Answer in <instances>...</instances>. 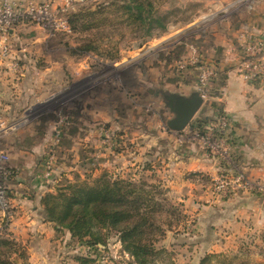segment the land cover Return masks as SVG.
Masks as SVG:
<instances>
[{
  "label": "rangeland",
  "instance_id": "1",
  "mask_svg": "<svg viewBox=\"0 0 264 264\" xmlns=\"http://www.w3.org/2000/svg\"><path fill=\"white\" fill-rule=\"evenodd\" d=\"M150 1L155 18L165 25L160 26L155 18L143 26L131 23L122 9L127 0H81L68 11L70 33H51L38 27L40 40L30 53L34 65L38 69L57 67L66 79L58 86L57 77L46 76L53 79V86L45 91L42 101L24 111L17 124L30 122L38 132L45 131L44 158L54 154L57 167L53 189L47 192L76 181L91 182L104 172L111 178L151 185L163 204L155 213L161 232L153 235L154 246L168 251L163 264H199L208 253L264 264V246L259 241L231 242L220 251L203 252L195 259V252L178 246L191 240L192 231L197 229L196 205L181 201L183 192H172L163 171L169 150L175 146L193 143L206 151L199 140L205 124L195 123L202 118L201 107L189 123L195 128L188 124L184 131H171L166 121L173 113L165 106L163 94L189 95L198 88L200 69L213 65L216 75L207 86V106L223 81L222 68H228L219 49L222 30L232 31L227 24L233 16L244 13L240 9L250 0L235 1L224 11L210 10L199 0ZM18 32L23 45L27 36L36 34L31 30ZM85 45L91 46L89 51L82 49ZM214 177L208 178L207 187L216 195ZM199 200V204L204 201ZM52 226L70 264H82L81 258L102 264L133 262L114 231L108 232L104 245L88 246L66 229H57L53 222ZM210 264L217 263L213 260Z\"/></svg>",
  "mask_w": 264,
  "mask_h": 264
},
{
  "label": "crops",
  "instance_id": "2",
  "mask_svg": "<svg viewBox=\"0 0 264 264\" xmlns=\"http://www.w3.org/2000/svg\"><path fill=\"white\" fill-rule=\"evenodd\" d=\"M199 1L210 10L224 11L238 0ZM246 5L240 9L244 13L233 16L227 24L232 26V31L222 30L219 49L228 68H222L223 81L217 85V94L207 106L203 101L202 118L198 117L195 123L207 124V120H214L219 111L227 114L229 142L240 167L249 178L264 181V82L248 83L236 71L241 55L239 31L248 27L264 37V0H250ZM27 30L36 34L27 36L24 39L27 44L23 45L18 31ZM39 34L36 25L17 28L11 38V61L16 62L17 68L12 70L8 63L0 66V114L5 124L15 123L0 133V149L8 156L7 165L13 170V176L5 181V186L15 214L2 237L23 245L25 257L14 253V264H70L63 255L61 240L54 238L52 222L45 219L40 201L45 192L52 191L56 180L54 174L48 180L41 177L46 155L45 131L42 135L30 122L17 124L24 111L42 101L45 91L53 86V79L48 80L46 76L57 77L55 84L58 86L66 79L65 72L57 67L38 69L34 65L30 53L40 40ZM191 125V129L196 127L194 123ZM175 147L169 150V160L163 171L168 174L172 192H183L179 199L189 202L192 207L196 205L197 217V229L190 235L192 239L178 246H186L195 252L194 259L203 252L220 251L231 242L238 244L247 239L262 242L264 246V194L240 192L219 200L207 187L208 178L220 171L217 160L200 145ZM200 198L204 200L201 204ZM1 215L0 212V221Z\"/></svg>",
  "mask_w": 264,
  "mask_h": 264
},
{
  "label": "trees",
  "instance_id": "3",
  "mask_svg": "<svg viewBox=\"0 0 264 264\" xmlns=\"http://www.w3.org/2000/svg\"><path fill=\"white\" fill-rule=\"evenodd\" d=\"M143 1L127 0L123 4L127 19L142 26L155 19L160 26L165 25L155 18L154 4L150 0ZM90 48V45H85L82 49L89 51ZM151 187L144 181L111 178L104 172L91 182L76 181L55 192H47L40 201L44 217L57 229H66L80 242L88 246L104 245L108 232L114 231L122 249L133 258L131 264H163L168 251L153 244V235L161 232L155 213L163 204L156 199ZM14 253L25 257L19 243L0 236V264H14ZM237 259L235 255L208 253L199 264H210L213 260L217 264H249L246 260ZM80 262L102 264L88 258H81Z\"/></svg>",
  "mask_w": 264,
  "mask_h": 264
},
{
  "label": "built area",
  "instance_id": "4",
  "mask_svg": "<svg viewBox=\"0 0 264 264\" xmlns=\"http://www.w3.org/2000/svg\"><path fill=\"white\" fill-rule=\"evenodd\" d=\"M81 0H0V66L8 63L12 70L17 64L11 61V38L17 28L34 24L51 33H70L68 11ZM237 38L241 55L236 64L238 75L248 83L264 82V37L248 27H243ZM216 75L212 66L200 69L198 88L203 99L207 95L210 79ZM10 128L0 114V133ZM230 121L227 114L218 112L215 119L207 123L200 132L199 140L219 166V173L213 178V192L221 199H227L240 192L264 194V181L249 178L240 167L233 147L229 142ZM197 135L196 132H194ZM8 156L0 149V234L10 227L13 208L8 197L5 181L13 176L7 165ZM55 169V155L49 154L43 162L42 179L52 177Z\"/></svg>",
  "mask_w": 264,
  "mask_h": 264
},
{
  "label": "water",
  "instance_id": "5",
  "mask_svg": "<svg viewBox=\"0 0 264 264\" xmlns=\"http://www.w3.org/2000/svg\"><path fill=\"white\" fill-rule=\"evenodd\" d=\"M163 98L165 106L173 113V117L166 121L168 129L171 131L183 130L204 101L197 90H193L187 96L176 92H169L163 94Z\"/></svg>",
  "mask_w": 264,
  "mask_h": 264
}]
</instances>
